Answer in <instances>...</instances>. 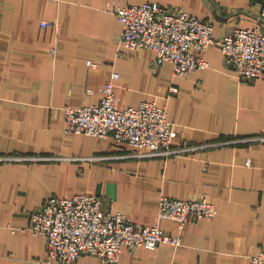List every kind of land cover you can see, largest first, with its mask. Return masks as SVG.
Here are the masks:
<instances>
[{"label": "crops", "instance_id": "0c3cea01", "mask_svg": "<svg viewBox=\"0 0 264 264\" xmlns=\"http://www.w3.org/2000/svg\"><path fill=\"white\" fill-rule=\"evenodd\" d=\"M157 1L208 20L220 37L259 17L262 0H0V264H55L29 230L51 196L100 195L135 223L159 221L180 245L125 247L115 264H254L264 249V79L241 82L211 44L209 65L175 75L148 48L122 44L123 24L106 8ZM43 20L58 28H43ZM54 48V50H53ZM118 73L117 78L113 74ZM115 84L116 105L156 101L175 123L174 146L227 142L179 156L140 157L112 138L66 131V106L99 103ZM178 90L173 93L171 87ZM244 138V139H243ZM27 156H49L31 159ZM165 194L211 197L210 219L183 229L159 217ZM77 264H112L83 254Z\"/></svg>", "mask_w": 264, "mask_h": 264}, {"label": "built area", "instance_id": "2783aa9c", "mask_svg": "<svg viewBox=\"0 0 264 264\" xmlns=\"http://www.w3.org/2000/svg\"><path fill=\"white\" fill-rule=\"evenodd\" d=\"M106 10L115 13L123 24V46L130 50L151 49L155 65L171 63L175 75L207 67L209 62L204 53L211 44H217L226 65L238 74L241 82L264 79V0L252 25L236 26L220 37L214 35L211 20L157 1L126 6L113 2ZM41 25L57 28L55 22L48 20ZM118 75L114 73L113 78ZM177 90L176 86L171 87L173 93ZM103 93L99 103L66 106L67 132L110 137L116 144L137 147L136 155L140 157L179 156L227 143L174 146L177 128L168 118L165 106L156 101H142L138 106L120 108L116 105L113 81L104 86ZM244 140L264 142V135ZM17 159L25 157L0 156V160ZM217 212L216 202L208 195L182 199L163 194L160 198L159 217L176 220L180 229L190 221L213 218ZM29 230L45 238L47 260L55 264H77L83 254L115 264L125 247L155 249L161 244H181L180 236L165 231L159 221L152 225L135 223L127 214L106 208L102 196L87 193L49 197L31 213ZM253 262L264 264V249L253 257Z\"/></svg>", "mask_w": 264, "mask_h": 264}, {"label": "rangeland", "instance_id": "374dc122", "mask_svg": "<svg viewBox=\"0 0 264 264\" xmlns=\"http://www.w3.org/2000/svg\"><path fill=\"white\" fill-rule=\"evenodd\" d=\"M52 22H55L57 24V28H58V25H59L58 22L57 21H52ZM53 50H54V48H53ZM262 135H264V134H262ZM40 157H43V156H40Z\"/></svg>", "mask_w": 264, "mask_h": 264}]
</instances>
